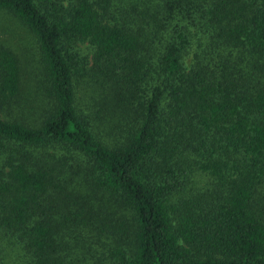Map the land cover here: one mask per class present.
<instances>
[{
  "label": "trees",
  "instance_id": "1",
  "mask_svg": "<svg viewBox=\"0 0 264 264\" xmlns=\"http://www.w3.org/2000/svg\"><path fill=\"white\" fill-rule=\"evenodd\" d=\"M0 14V264H264V0Z\"/></svg>",
  "mask_w": 264,
  "mask_h": 264
},
{
  "label": "rangeland",
  "instance_id": "2",
  "mask_svg": "<svg viewBox=\"0 0 264 264\" xmlns=\"http://www.w3.org/2000/svg\"><path fill=\"white\" fill-rule=\"evenodd\" d=\"M0 39L9 40L15 46L26 47L29 52V56L25 59L27 66L34 69L38 66V55L37 53L31 56V52L36 49L35 44L32 42L31 37L24 31V29L14 19L7 15L0 14ZM32 43V44H31ZM31 48V51L29 49Z\"/></svg>",
  "mask_w": 264,
  "mask_h": 264
}]
</instances>
